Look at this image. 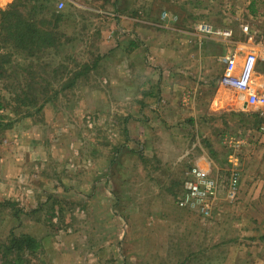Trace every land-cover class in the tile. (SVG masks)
<instances>
[{"label": "rangeland", "instance_id": "rangeland-1", "mask_svg": "<svg viewBox=\"0 0 264 264\" xmlns=\"http://www.w3.org/2000/svg\"><path fill=\"white\" fill-rule=\"evenodd\" d=\"M11 1L0 0V9ZM52 3L64 13L61 30L69 41L45 57L49 99L0 108V264H9L11 243V262L20 257L22 264H259L264 119L230 91L226 97L237 109L225 117L179 118L193 110L184 105L185 92L196 102L213 97L209 88L220 87V56L229 47L264 44V0ZM215 33L229 40L206 53ZM6 53L0 47V59ZM7 57L0 80L6 96L26 88L31 75L23 70L25 56ZM54 68L64 71L61 81L52 78ZM165 71L176 105L148 112L142 92L156 88ZM168 109L177 118L171 131L161 120ZM231 138L245 140L234 198L228 196ZM194 166L220 184L209 219L178 204ZM178 211L185 216L174 217Z\"/></svg>", "mask_w": 264, "mask_h": 264}, {"label": "trees", "instance_id": "trees-1", "mask_svg": "<svg viewBox=\"0 0 264 264\" xmlns=\"http://www.w3.org/2000/svg\"><path fill=\"white\" fill-rule=\"evenodd\" d=\"M52 1L12 0L7 7L0 9V47L8 50L6 56L0 59V80L4 75L2 72L5 71L2 60L8 58L7 55L16 53L22 54L26 57L25 60H29V64L24 65L23 70L31 74L26 88L22 86L20 92H15V89L11 93L7 91V96L0 94V108L6 103L21 102L19 104L26 105V103L36 104L41 99L44 101L49 99L51 71L48 70L50 64L45 62V57L53 52L58 53L60 48L69 41L66 33L61 30L64 13L55 9ZM34 58L41 62L34 63L30 60ZM60 72V68H54L52 78L61 81L64 71ZM253 116L256 120L264 119V115L260 112H254ZM25 242L30 248L36 245V241L31 237L25 238ZM14 247L12 243L5 247L6 261L9 264H22L20 257L14 262H11L9 258Z\"/></svg>", "mask_w": 264, "mask_h": 264}, {"label": "built area", "instance_id": "built-area-1", "mask_svg": "<svg viewBox=\"0 0 264 264\" xmlns=\"http://www.w3.org/2000/svg\"><path fill=\"white\" fill-rule=\"evenodd\" d=\"M200 28L211 32L209 25H201ZM245 29L248 30V26H245ZM221 60L225 68L220 78V86L227 91L235 92L244 109L251 108L264 115V73L260 75L257 73L259 61H264V44L254 45L246 51L235 49ZM259 129L264 133V124ZM227 141L231 147L228 155L230 164L228 196L234 198L239 191L241 179L238 150L245 140L231 138ZM219 188V181L206 169L194 166L187 174L184 191L178 199V204L182 208L194 211L204 219L212 218Z\"/></svg>", "mask_w": 264, "mask_h": 264}, {"label": "crops", "instance_id": "crops-1", "mask_svg": "<svg viewBox=\"0 0 264 264\" xmlns=\"http://www.w3.org/2000/svg\"><path fill=\"white\" fill-rule=\"evenodd\" d=\"M177 32H179V31H177ZM220 35L221 34H219V33L211 34V38L209 41L210 43L207 45V47H205L206 53H208V50L210 52H213V51L219 52L220 49L224 46L223 45L224 41L229 40V39L225 38V37H227L225 34H222V36H220ZM213 41L218 42V43H213ZM234 44H236V43H234ZM228 50H229L228 52H226L223 56L221 55L220 57L223 58L225 55H227L229 52H231L232 47H229ZM244 51H246V50H244ZM221 58H220V60H221ZM221 62L224 64V62L222 60H221ZM262 63L264 64L263 61H259L258 65H257L258 75L261 74L260 66ZM224 68H225V64H224ZM224 68H223V70H224ZM167 75L168 74L165 71L164 77L162 78V76H161L162 82L159 84L157 83L156 88H152L150 90H147L148 92H144L145 90H143L142 93L146 94V96L143 95V97H145L143 99H145V100L141 99L140 104L145 105L146 108H148V105H149L148 112H153V111L158 112V110H157L158 105L160 108L163 107V106H161L162 104H164L167 108L170 105L171 106L176 105L175 104L176 99H174V94H175L174 89H176V86L174 85V82L171 79L169 80ZM127 86H128V84H127ZM143 86L144 85L142 83H140L139 87L141 89H143ZM219 86H220V81H219ZM209 89H211L213 97H210L211 99L202 98V100H200V101L197 100V102H196L195 98L193 99L192 92H190V91L185 92V94H184L185 97L183 99L184 105L193 104L191 106L193 108V110L189 114L190 116H188V115L183 116V117L179 118L180 120H182V119L184 120V119H186V117H191V119H193L195 121H197L199 117L200 118L204 117L206 119H221L222 117H225L224 115H227L228 111H231L232 109L233 110L237 109L235 107L236 106L235 104H234L235 106L231 105V102L237 103V101L228 100L226 97L227 90L224 89L222 86H220V87L215 86V90L213 88H209ZM161 95H163V97ZM152 103H154V104H152ZM247 109L253 110L251 108H247ZM145 114L146 113H143V119H148V117H149L148 114H146V115ZM173 119H174V115H173V113L169 112V109L166 110L164 112V114H161V120L163 121L162 124L164 126L163 127L164 130H170L171 131V130L175 129V125L177 122L174 123V120H176L177 118H175L174 120ZM227 140H226V142L228 143ZM200 148H201V146H200ZM173 216L181 219L185 216V214H182L180 211H178ZM222 263H224L223 260H222L221 264ZM260 263L264 264V259L261 260L259 262V264Z\"/></svg>", "mask_w": 264, "mask_h": 264}]
</instances>
